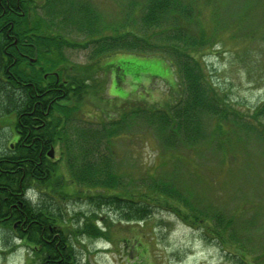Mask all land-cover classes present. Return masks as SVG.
<instances>
[{
    "label": "trees",
    "instance_id": "obj_1",
    "mask_svg": "<svg viewBox=\"0 0 264 264\" xmlns=\"http://www.w3.org/2000/svg\"><path fill=\"white\" fill-rule=\"evenodd\" d=\"M214 3L218 1L132 2L135 17L126 16L127 25L108 22L90 0L0 1V106L2 114H15L18 133L13 147L0 154V224L29 242L38 264H80L76 253L80 236L106 234L108 223L99 213L105 204L128 221L146 220L157 208L171 211L220 243L237 245L240 252L234 255L239 264H250V249L236 233V214L192 203L190 192L174 174L164 178L160 173L170 156L155 171H145L146 185L129 188L124 183L127 174L109 147L138 122L152 128L164 152L184 160L191 156L180 155L181 148L195 150L203 142L222 146L220 138L238 124L264 139V128L243 120L195 56L211 43L199 16L205 4ZM196 22L199 31L193 26ZM73 33L83 36L72 39ZM65 47L91 48L89 61L66 72ZM155 49L153 55L169 61L179 75L174 101L160 105L130 100L116 118L84 120L83 98L92 78L88 72L97 67L96 58L120 51L147 55ZM261 112L252 114L260 124ZM229 122L231 130L226 127ZM51 146L59 148V157L48 155ZM32 187L52 204L33 203L27 197ZM70 196H82L97 209L69 227L58 199ZM263 254L252 261L258 263Z\"/></svg>",
    "mask_w": 264,
    "mask_h": 264
},
{
    "label": "rangeland",
    "instance_id": "obj_2",
    "mask_svg": "<svg viewBox=\"0 0 264 264\" xmlns=\"http://www.w3.org/2000/svg\"><path fill=\"white\" fill-rule=\"evenodd\" d=\"M90 1L108 22L116 24H127L125 17L133 16L132 2H144ZM216 1L214 6L205 4L200 11V25L207 30L211 43L202 46L195 56L215 85L240 110L243 120L247 118V124L251 121L264 128V0ZM193 26L199 31V23ZM82 36L73 33L71 38ZM90 49L65 47V71L74 64L87 63ZM155 51L147 55L120 51L97 57V67L88 72L92 78L87 80L89 92L83 98L84 120L105 122L116 118L119 109L130 100L160 105L174 101L179 75L174 73L172 80L171 63L168 61L170 68L166 66L163 57L153 55L157 54ZM259 109L263 110L258 116L261 124L252 117ZM2 113L0 106V154L12 148L18 137L15 114ZM231 125L229 122L226 127L231 130ZM238 126L220 138L224 139L222 146L203 142L195 150L177 151L190 155V160L164 152L166 148L160 147L152 128L141 122L131 126L132 132L115 138L109 147L127 174L124 183L129 188L146 185L149 176L145 171H155L161 160L170 156L167 164L161 165L164 178L174 174L190 192L192 203L211 204L226 215L236 214L237 236L250 249L247 263L264 264V254L258 263L252 261L264 253V139L255 131ZM211 127L212 121L208 120L207 129ZM54 151V157H59V148L55 146ZM40 195L35 187L27 192L33 203L52 204L48 196ZM58 200L64 207L63 222L69 227L78 225L84 215L97 209L82 196ZM99 213L108 223L106 234L97 238L80 236L76 248L80 264H239L234 255L240 252L237 245L220 243L204 234L202 227L187 224L171 211L157 208L148 219L139 221L121 219L116 209L106 204ZM98 224L104 225L102 220ZM34 257L27 240L0 224V264H38Z\"/></svg>",
    "mask_w": 264,
    "mask_h": 264
},
{
    "label": "crops",
    "instance_id": "obj_3",
    "mask_svg": "<svg viewBox=\"0 0 264 264\" xmlns=\"http://www.w3.org/2000/svg\"><path fill=\"white\" fill-rule=\"evenodd\" d=\"M164 62L166 64V66H168L170 68L169 63L165 59H164ZM171 77H172V80L174 79L173 77H175L174 72H172V70H171ZM123 79H124L123 81H126V78H123Z\"/></svg>",
    "mask_w": 264,
    "mask_h": 264
},
{
    "label": "water",
    "instance_id": "obj_4",
    "mask_svg": "<svg viewBox=\"0 0 264 264\" xmlns=\"http://www.w3.org/2000/svg\"><path fill=\"white\" fill-rule=\"evenodd\" d=\"M53 147H51V149H50V151H49V155L52 157L53 155H54V153H53Z\"/></svg>",
    "mask_w": 264,
    "mask_h": 264
},
{
    "label": "flooded vegetation",
    "instance_id": "obj_5",
    "mask_svg": "<svg viewBox=\"0 0 264 264\" xmlns=\"http://www.w3.org/2000/svg\"><path fill=\"white\" fill-rule=\"evenodd\" d=\"M1 1V0H0Z\"/></svg>",
    "mask_w": 264,
    "mask_h": 264
}]
</instances>
